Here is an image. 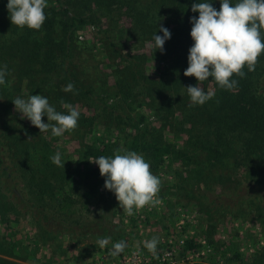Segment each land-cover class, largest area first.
<instances>
[{
  "label": "trees",
  "instance_id": "16d2710c",
  "mask_svg": "<svg viewBox=\"0 0 264 264\" xmlns=\"http://www.w3.org/2000/svg\"><path fill=\"white\" fill-rule=\"evenodd\" d=\"M198 2L204 0H47L46 20L33 30L12 24L8 0H0V68L7 65L0 85V264H96L95 242L108 237L127 242L116 258L133 250L132 234L116 221L124 211L88 159L128 151L141 154L156 176L173 170L176 194L210 220L223 214L264 227V52L255 71L245 66L244 77L233 75L232 90L212 77L185 76L194 44L190 18L199 16L191 6ZM211 3L219 11L220 0ZM89 25L98 36L83 40ZM161 25L171 33L163 52L153 39L163 35ZM70 82L76 91H62ZM198 83L214 95L189 107L184 87ZM31 95L46 96L65 114L61 101L73 105L77 127L59 137L41 133L12 103ZM56 152L64 168L52 163ZM176 207L168 205L174 219ZM160 220L166 226L165 215ZM182 240L181 257L201 252L195 236ZM214 246L213 263L264 264V247L243 251L240 236Z\"/></svg>",
  "mask_w": 264,
  "mask_h": 264
},
{
  "label": "clouds",
  "instance_id": "9594fccd",
  "mask_svg": "<svg viewBox=\"0 0 264 264\" xmlns=\"http://www.w3.org/2000/svg\"><path fill=\"white\" fill-rule=\"evenodd\" d=\"M220 4L219 11L212 6L211 0L192 4L191 11L198 12L199 16L190 18V35L194 44L189 49V66L184 75L194 76L198 82L212 77L221 88L232 90L238 83L232 79L233 75L244 77L245 66L249 72L255 71L258 57L264 52V0H237L234 4L232 0H220ZM47 6V0H8L7 3L12 24L21 29L27 27L33 30H40L44 24ZM159 31L163 35L154 34V48L163 52L171 33L163 25ZM6 76L7 65H4L0 68V85L6 83ZM184 88L190 97L189 107L203 105L214 95L212 92L206 93L200 83ZM62 91L75 92V85L70 82ZM12 103L22 114L21 118H28L41 133L50 129L53 136L59 137L77 127L79 111L63 100L61 104L67 109V114L57 111L48 98L42 95H31L27 100L17 97ZM45 115L48 123L42 122ZM50 159L56 166L64 168L65 161L60 152ZM88 159L98 165L101 176L106 177L104 187L115 194L120 208L127 215H133L134 208L139 210L160 203L156 196L161 181L150 171V164L141 154L128 151L112 157ZM110 239H100L97 244L104 248ZM158 242L159 238L153 237L144 242V247L155 256ZM126 247V241L116 242L109 255L115 257L123 253Z\"/></svg>",
  "mask_w": 264,
  "mask_h": 264
},
{
  "label": "rangeland",
  "instance_id": "374dc122",
  "mask_svg": "<svg viewBox=\"0 0 264 264\" xmlns=\"http://www.w3.org/2000/svg\"><path fill=\"white\" fill-rule=\"evenodd\" d=\"M96 35L98 36V28L95 25H89L80 32V38L83 40H93V37ZM152 121L154 122L153 124H157L156 117L151 116L150 122ZM157 177L161 181L160 190L156 196L160 203L155 206L147 205L139 210L134 208V214L131 216L127 215L125 212L119 213L116 218V221H121V223H123L126 232L132 234L133 238H129V244L135 248L130 252H125V254L118 259L109 255L113 247V242L111 240L104 248H101L97 242L94 241L98 247L94 251V255L91 259H95L96 264H129L126 261L127 257L135 251H140L139 247L144 246V242L150 241L153 237L159 238L157 244V248H159L160 244L166 246L170 238L177 243H175L177 247H180L178 241H181L182 238L195 236L201 243V252L182 255V258L186 260L187 264H216L210 261L211 257H208L213 251L214 243H211L213 246L209 243L210 240L207 238L206 234L215 242V248L219 245L228 244L236 238V236H240L242 239L243 251L248 249L250 252L255 253L257 247H264L263 226L258 224L254 225L255 221L252 222V220H248V223L245 224L241 220H233L232 217L228 215L223 216V214H217L213 216V220H210V215L204 212L203 208L196 202L191 200L192 202L187 203L186 199H182L180 195L176 194V176L173 170L168 168L165 170L163 169L157 173ZM179 199L183 201V204L177 206V203L180 202ZM169 204L174 205V207L177 206L175 209L178 217L177 219L170 216L171 214L168 209ZM91 209L95 213L100 211L96 206H92ZM164 215L167 227L161 224L160 217ZM210 223H214L216 228L210 230V228H212ZM25 225L24 229H27L29 226L27 224ZM202 228L206 230V234L203 232ZM178 232L182 233L179 234ZM180 250H182L181 247ZM191 255H193L192 258ZM12 260L23 264H32L17 259Z\"/></svg>",
  "mask_w": 264,
  "mask_h": 264
},
{
  "label": "built area",
  "instance_id": "2783aa9c",
  "mask_svg": "<svg viewBox=\"0 0 264 264\" xmlns=\"http://www.w3.org/2000/svg\"><path fill=\"white\" fill-rule=\"evenodd\" d=\"M184 243L183 240L180 241V245ZM168 247L162 250L161 254L157 257L155 255L156 261H153L152 257L145 255L140 251H135L130 256L127 257L126 261L129 264H187L186 260L181 257L180 250L175 245L173 239L168 240ZM193 255H191V258Z\"/></svg>",
  "mask_w": 264,
  "mask_h": 264
}]
</instances>
